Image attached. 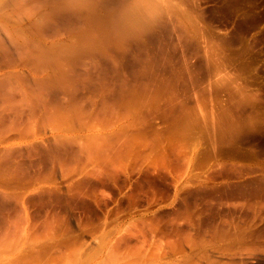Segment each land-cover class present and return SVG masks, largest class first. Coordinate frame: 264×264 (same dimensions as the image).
<instances>
[{"label": "bare ground", "instance_id": "obj_1", "mask_svg": "<svg viewBox=\"0 0 264 264\" xmlns=\"http://www.w3.org/2000/svg\"><path fill=\"white\" fill-rule=\"evenodd\" d=\"M165 1L171 3L170 0H162L164 4L159 0H136L135 5L132 0H0V178L22 176L20 173L27 164L41 168L37 173L40 182L24 194L12 195L0 189L1 208H9L12 200L24 208L27 201L33 200L62 206L86 203V195L116 180L117 172L111 164L113 154L119 155L130 145L132 140L126 133L130 121L146 112L150 94L168 89L169 78L159 76L155 67L171 56L169 51L176 39L183 45L188 40L187 25L178 24L177 28L176 19L174 23L170 21V14L179 5H165ZM131 7L149 22L134 33L117 36L115 21ZM181 12L185 18L186 13ZM173 71L170 76L176 81L177 75H182ZM166 95L154 96L164 101ZM168 96L163 103L167 107L164 115L184 114L188 108L175 99L179 95H173L174 99ZM160 105L157 102L156 109H162ZM83 153L96 166L83 169L81 179L59 182L56 171ZM242 184L246 185L244 188L248 186ZM21 221L3 217L0 238L12 237L16 233L12 230L16 226L13 222ZM64 221L43 220L44 231L34 232L30 240L26 232L20 241L4 248L8 255L1 264H62L75 248L70 239H59L56 229L62 236L69 232L70 227ZM127 221L115 220L102 247L84 264H264V220L218 223L214 220L216 223L205 224L186 220L190 221L184 223L187 225L180 220L174 225L175 220H168L170 223L167 221L166 225H172L169 229L163 224L158 227L160 220L130 221L133 227L149 224L151 237L147 235V227L146 231L143 228L136 233L129 225L125 226Z\"/></svg>", "mask_w": 264, "mask_h": 264}, {"label": "rangeland", "instance_id": "obj_2", "mask_svg": "<svg viewBox=\"0 0 264 264\" xmlns=\"http://www.w3.org/2000/svg\"><path fill=\"white\" fill-rule=\"evenodd\" d=\"M170 1H165V5L170 3L180 8L169 19L172 23L178 21L174 23L177 28L178 24L187 25L188 40L183 45L176 39L169 51L171 56L167 55L168 59L163 58L155 67L159 76L169 78L168 89L150 94V105L145 107L151 106L149 111L146 109L147 113L130 121L126 131L132 140L130 145L119 155L113 154L115 159L111 164L117 172L116 180L86 195V203L62 206L33 200L27 201L24 208L12 200L9 208L0 207V220L3 217L22 220L13 222L16 226L12 230L16 233L12 237L0 238V264L8 255L3 251L5 247L20 241L26 232L30 240L34 232L44 231L43 220H65L70 227L64 236L56 229L59 239H70L75 246L62 264H84L93 257L106 241L107 231L115 220H128L125 226L132 225L133 220H156V223L160 220L158 227L162 224L167 227L168 220H175L174 225L179 220L182 225L191 220L196 224L214 220H264V0ZM181 11L186 13L185 18ZM211 48H216V52ZM173 70L182 75H177L176 81L170 76ZM154 95H179L175 99L185 103L187 116L164 115L167 107L163 103L167 98L158 101L160 97ZM157 102L162 104L159 106L162 109H156ZM35 166L27 164L24 173L20 170V177L0 178V189L20 196L37 186L41 168ZM94 166L96 162L83 153L76 161L64 163L56 171V177L63 183L76 181L84 176L83 169ZM238 183L250 186L244 188L246 185L242 184L238 188ZM142 225L130 228L133 232L143 228L146 231L149 224ZM169 225L168 229L172 226ZM147 232L149 237L150 229Z\"/></svg>", "mask_w": 264, "mask_h": 264}, {"label": "clouds", "instance_id": "obj_3", "mask_svg": "<svg viewBox=\"0 0 264 264\" xmlns=\"http://www.w3.org/2000/svg\"><path fill=\"white\" fill-rule=\"evenodd\" d=\"M135 3L136 0H132V4L135 5ZM148 22V19L139 14L134 7L126 9L115 21L117 36L121 33H134L139 27Z\"/></svg>", "mask_w": 264, "mask_h": 264}]
</instances>
